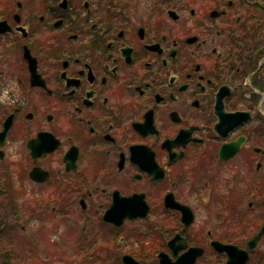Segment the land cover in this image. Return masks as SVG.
<instances>
[{"label": "flooded vegetation", "instance_id": "1", "mask_svg": "<svg viewBox=\"0 0 264 264\" xmlns=\"http://www.w3.org/2000/svg\"><path fill=\"white\" fill-rule=\"evenodd\" d=\"M0 24V264H264V0H0Z\"/></svg>", "mask_w": 264, "mask_h": 264}, {"label": "rangeland", "instance_id": "2", "mask_svg": "<svg viewBox=\"0 0 264 264\" xmlns=\"http://www.w3.org/2000/svg\"><path fill=\"white\" fill-rule=\"evenodd\" d=\"M0 63H2V59H0ZM7 160L10 162V163H12L13 162V160H14V157H8L7 158ZM2 172V168H1V162H0V173ZM1 200H3V199H1L0 198V201ZM28 211H31V209H28ZM3 214V213H2ZM0 215H1V212H0ZM202 220V219H201ZM201 220L199 221V223H198V225H197V228H196V230L197 229H200V228H204V225L202 224V222H201ZM22 225L24 226V227H26V229H25V231L23 232L22 230H21V227H22ZM22 225H20V226H18V225H16L17 227L14 229V230H12V233H14L16 236H17V239H18V237H19V239L21 240V241H26V240H28L27 238V236H25V235H31V234H33L35 231V228H36V224H35V222H31V223H26V221L24 220L23 221V224ZM71 226H72V228L73 229H78L79 230V233H81L82 232V230H83V227H84V223L81 221V222H79L78 224L76 223V221L74 220V217L72 218V224H71ZM209 230V229H211V227H209V226H206L205 227V230ZM109 230L108 229H104L103 230V234H104V237L105 238H109V232H108ZM46 232V231H45ZM44 232V233H45ZM206 233V232H205ZM31 237V236H30ZM75 240V239H74ZM77 241H74L73 242V246L76 248V247H78V246H82L83 245V243L82 242H78V243H76ZM142 243L144 244L145 242H143L142 241ZM2 243L0 242V259H1V256H2V251H1V247H2V245H1ZM104 249H111V245L110 244H105L104 243ZM77 257L76 256H72V257H70V258H65V259H58V261H57V259L55 260V264H70V263H72V264H82V259L80 258V257H78L77 259H76ZM57 261V262H56ZM67 261V262H66ZM72 261H74V262H72Z\"/></svg>", "mask_w": 264, "mask_h": 264}, {"label": "water", "instance_id": "3", "mask_svg": "<svg viewBox=\"0 0 264 264\" xmlns=\"http://www.w3.org/2000/svg\"><path fill=\"white\" fill-rule=\"evenodd\" d=\"M4 25V24H0V27ZM9 30V29H8ZM3 32H6V31H1L0 30V34H2ZM31 72H32V81L35 79L36 75H37V71H36V65H31ZM5 136V132L4 133H1L0 134V145L2 146L3 145V140H4V137ZM113 218H114V215H113V210L110 209L106 215L104 216V220L105 222L107 223H112L113 222ZM259 239V237H257L253 242L250 243V249H254L256 247V244H257V240ZM216 247L217 249H222V250H226L228 253H229V249L227 247H223V246H220L219 244H216ZM231 254H233L235 257H234V260H238L237 262H232L230 264H240L239 263V260H242V263L241 264H245L246 261H247V256H246V252L244 251H239L237 248H232V252ZM243 255V256H241ZM245 255V256H244ZM187 256H191L193 259L196 258V254L194 251H191L189 254H187L185 257ZM232 257V256H231ZM186 259V258H185ZM130 261H133V260H130Z\"/></svg>", "mask_w": 264, "mask_h": 264}]
</instances>
